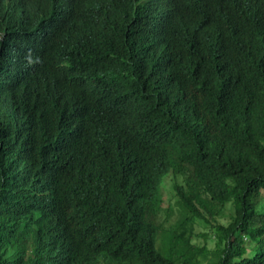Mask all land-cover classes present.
Returning <instances> with one entry per match:
<instances>
[{"label":"trees","instance_id":"16d2710c","mask_svg":"<svg viewBox=\"0 0 264 264\" xmlns=\"http://www.w3.org/2000/svg\"><path fill=\"white\" fill-rule=\"evenodd\" d=\"M263 190L264 0H0V264H264Z\"/></svg>","mask_w":264,"mask_h":264},{"label":"rangeland","instance_id":"374dc122","mask_svg":"<svg viewBox=\"0 0 264 264\" xmlns=\"http://www.w3.org/2000/svg\"><path fill=\"white\" fill-rule=\"evenodd\" d=\"M173 182L174 181L171 176V173H168V175L162 181V186L160 191L163 197V207L161 212L155 218V224L159 225L161 227V230L168 228L179 217L180 209L176 202L177 199L175 196V192L173 190ZM175 182L180 184L181 180L177 179ZM256 201H257V206L262 207L264 210V190L260 192ZM224 221L226 222L227 220ZM196 241H198L199 244L202 243V240L200 238L197 239Z\"/></svg>","mask_w":264,"mask_h":264},{"label":"clouds","instance_id":"9594fccd","mask_svg":"<svg viewBox=\"0 0 264 264\" xmlns=\"http://www.w3.org/2000/svg\"><path fill=\"white\" fill-rule=\"evenodd\" d=\"M180 8L183 9L187 13H191V12L195 11V10H192V9H189V8H185L183 6H180ZM64 11H65V0H63V12ZM36 80H37V76H35V77H33L31 79V81L34 82V83H36ZM52 81L56 82V79H54ZM59 87H60L59 84L56 82V85L50 86V87L48 86L46 88L57 89ZM80 101H81V97L78 96V95L68 94V93H64L62 91L60 93V106L63 107V108H65V109H69V108L74 107L75 105L80 104Z\"/></svg>","mask_w":264,"mask_h":264}]
</instances>
